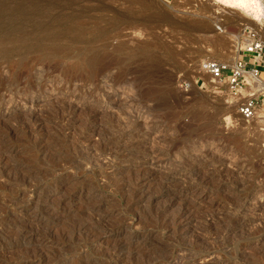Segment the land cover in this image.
I'll list each match as a JSON object with an SVG mask.
<instances>
[{"label":"rangeland","instance_id":"1","mask_svg":"<svg viewBox=\"0 0 264 264\" xmlns=\"http://www.w3.org/2000/svg\"><path fill=\"white\" fill-rule=\"evenodd\" d=\"M260 1L0 0V264H264V110L200 69Z\"/></svg>","mask_w":264,"mask_h":264},{"label":"built area","instance_id":"2","mask_svg":"<svg viewBox=\"0 0 264 264\" xmlns=\"http://www.w3.org/2000/svg\"><path fill=\"white\" fill-rule=\"evenodd\" d=\"M236 44L233 63L206 58L200 69L212 83L223 82L229 94L237 98L242 118L251 120L264 110V38L259 29L247 27L238 35Z\"/></svg>","mask_w":264,"mask_h":264},{"label":"bare ground","instance_id":"3","mask_svg":"<svg viewBox=\"0 0 264 264\" xmlns=\"http://www.w3.org/2000/svg\"><path fill=\"white\" fill-rule=\"evenodd\" d=\"M214 4H216L221 9H224V8L228 9L229 8V9L234 10V11H236V10L237 11L243 10L246 12L251 11V12H253V14H255L258 17L261 16V13L263 12L262 3L260 0H215ZM227 11H229V10H227ZM15 20H17V19H15ZM22 35L24 36V33L20 31V32L15 33V37H13V38L10 36L8 38L7 37H0V42L4 43L1 47L2 53L3 54H10L14 49H16L11 45V43H8V42L12 41L13 39L15 40V38H17V37L21 38ZM236 54H237V49H236ZM10 78L14 79L13 74ZM10 81H13V80H9V79L7 80L5 78V76H3L2 72L0 71V92H3V90H6L8 86L12 85L9 83Z\"/></svg>","mask_w":264,"mask_h":264},{"label":"crops","instance_id":"4","mask_svg":"<svg viewBox=\"0 0 264 264\" xmlns=\"http://www.w3.org/2000/svg\"><path fill=\"white\" fill-rule=\"evenodd\" d=\"M262 77L264 78V69H263V72H262Z\"/></svg>","mask_w":264,"mask_h":264}]
</instances>
